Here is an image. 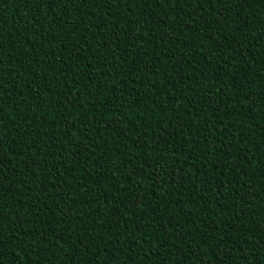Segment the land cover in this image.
I'll use <instances>...</instances> for the list:
<instances>
[{"label":"trees","instance_id":"obj_1","mask_svg":"<svg viewBox=\"0 0 264 264\" xmlns=\"http://www.w3.org/2000/svg\"><path fill=\"white\" fill-rule=\"evenodd\" d=\"M114 4L0 0L5 264H264V0Z\"/></svg>","mask_w":264,"mask_h":264},{"label":"snow or ice","instance_id":"obj_2","mask_svg":"<svg viewBox=\"0 0 264 264\" xmlns=\"http://www.w3.org/2000/svg\"><path fill=\"white\" fill-rule=\"evenodd\" d=\"M135 2L140 4V5H143V4L148 3V0H135ZM153 2L158 3V4L167 5V4H171L172 0H153ZM185 2H187L189 4V7H195L196 3H198L199 0H185ZM76 3H77V0H65V5L66 6L67 5H73V4H76ZM79 3L81 5H85V3L86 4H89V3H94V4L95 3H100V4H103L105 6H113V7L115 6L114 0H79ZM209 3L210 4H222L224 6H227L229 3H231V4L236 5V7H237V6H240V5L244 4L245 0H239V5H237L236 0H209ZM247 3H248V0H247ZM213 22H214V20H209L208 21V23H213ZM205 26H207V25H205ZM261 35L264 36V33H262ZM163 38L166 39L167 37H163ZM216 47H219L218 42H217ZM221 55H223V54H221ZM0 64H3L2 60H0ZM12 169H14V168H12ZM0 174H4V169L2 167H0ZM4 178H6V174H4ZM77 179H79V178H77ZM9 191H12V189L11 188H3L2 186H0V199H3V193L4 192H9ZM0 216H2V211H0ZM21 227H23L22 224H21ZM137 227L138 228H143L144 225L142 223H137ZM240 235L243 236V233H240ZM49 239H51V237H49ZM63 239H64V237H63V235H61L59 237V239L57 240V243L59 244V242L62 241ZM2 241L3 240L0 239V264H5V261L3 259L4 256L2 255L4 253V246L2 244ZM144 243H147V237L144 238ZM30 247H32V245H30ZM13 251H15V250L13 249ZM154 251L157 252L159 250L157 249V250H154ZM205 253H207V252H205ZM207 255H208V253H207ZM207 255H205V256H207ZM248 259H250V258L248 257ZM11 264H16V261H11ZM170 264H176L175 261L171 260V257H170Z\"/></svg>","mask_w":264,"mask_h":264}]
</instances>
